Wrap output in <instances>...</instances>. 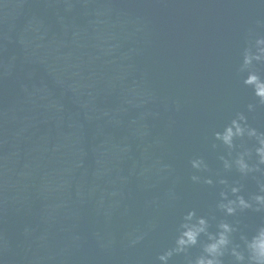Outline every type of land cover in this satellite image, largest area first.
<instances>
[{"label":"water","instance_id":"95a60500","mask_svg":"<svg viewBox=\"0 0 264 264\" xmlns=\"http://www.w3.org/2000/svg\"><path fill=\"white\" fill-rule=\"evenodd\" d=\"M261 37L264 0H0V264H161L189 212L206 232L168 264L223 224L220 264H249L264 101L241 66ZM240 115L257 135L229 148L216 133Z\"/></svg>","mask_w":264,"mask_h":264},{"label":"clouds","instance_id":"9594fccd","mask_svg":"<svg viewBox=\"0 0 264 264\" xmlns=\"http://www.w3.org/2000/svg\"><path fill=\"white\" fill-rule=\"evenodd\" d=\"M255 48V53L251 49H247L245 51L241 72H248V75L244 80V84L251 87L254 94L260 98L261 101H264V78H261L255 72L250 71L254 61L264 63V37L258 38L255 41ZM248 107L250 111L253 108L252 105H249ZM242 122L246 123L243 115L233 119L231 124L228 125L223 132L216 133V139L221 141L227 147L232 148L234 146V141L237 138H243L245 135L255 137L257 135L256 131L242 126ZM258 143L259 147L256 148V155L259 157V164L264 165V136L258 138ZM221 159L224 160V157H221ZM203 163L204 161L202 159L193 160L192 167L199 169ZM234 163L241 173L247 174L248 172L254 170L249 167V164L243 155H240ZM224 164L226 168L232 167V163H229L228 160H224ZM192 179L193 181H197L198 177L193 176ZM208 183H211V181H208ZM239 191L240 189L238 187L231 188V193L233 195L237 194ZM261 191H264V188H262ZM222 196L224 200H227L228 202L227 204H221V207L226 209L229 215L233 214L235 212V205L237 204V201L229 200L227 193H222ZM255 200L258 204L264 205V195L256 196ZM238 204L242 208H248L251 206L244 200L243 197L238 198ZM184 221L185 222L181 224V231L176 241V248L174 250L167 251L158 257L161 264H168V261L174 252H182L186 248L195 246L198 243L200 234L206 232L207 221L203 218L196 219L194 212H189L184 217ZM221 228L223 231L220 233L218 239L212 236L209 237L211 242L204 247L205 255L198 257L195 260V264H220L219 257L223 255V249L229 244L226 233H230L232 231L230 226L227 224L221 225ZM244 242L248 251L249 264H264V226L260 227L251 239L244 238ZM232 255L236 256L238 260H244V256L235 249L232 250Z\"/></svg>","mask_w":264,"mask_h":264}]
</instances>
